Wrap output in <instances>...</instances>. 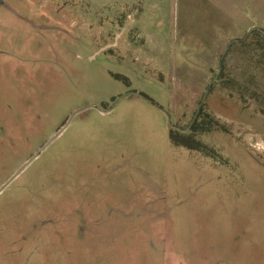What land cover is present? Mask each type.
<instances>
[{
  "label": "rangeland",
  "instance_id": "374dc122",
  "mask_svg": "<svg viewBox=\"0 0 264 264\" xmlns=\"http://www.w3.org/2000/svg\"><path fill=\"white\" fill-rule=\"evenodd\" d=\"M253 28L264 0H0V189L37 155L0 264H264Z\"/></svg>",
  "mask_w": 264,
  "mask_h": 264
},
{
  "label": "trees",
  "instance_id": "16d2710c",
  "mask_svg": "<svg viewBox=\"0 0 264 264\" xmlns=\"http://www.w3.org/2000/svg\"><path fill=\"white\" fill-rule=\"evenodd\" d=\"M247 38L256 46L255 53L257 59L255 62L257 66L264 70V31L261 29H254ZM248 94L251 98H264L262 94L252 90ZM202 114L203 111L201 110L199 117L192 122L189 133L173 129L170 130V140L173 145L184 147L189 150L204 151L205 146L201 141L196 139V135L205 133L211 126L205 120L201 119Z\"/></svg>",
  "mask_w": 264,
  "mask_h": 264
},
{
  "label": "water",
  "instance_id": "95a60500",
  "mask_svg": "<svg viewBox=\"0 0 264 264\" xmlns=\"http://www.w3.org/2000/svg\"><path fill=\"white\" fill-rule=\"evenodd\" d=\"M254 29H257V28H253L251 31H249L248 32V34L249 33H251ZM235 41H237V40H235ZM231 45V44H230ZM228 49V48H227ZM227 51V50H226ZM226 53V52H225ZM225 53H224V55L222 56V62H221V66H220V68H219V72H218V74H217V77H218V75H219V73H220V71H221V69H222V63H223V59H224V56H225ZM201 106H202V103L199 105V107H198V112H197V114L199 113V111H200V109H201ZM90 107H87V108H84V109H82V110H80V111H77L74 115H76V114H78V113H80V112H83V111H85V110H87V109H89ZM110 110L109 109H107V110H104L103 112H105V113H107V112H109ZM73 115V116H74ZM168 120H169V124H170V126H172V123H171V120H170V117L168 116ZM62 132V130L59 132V133H61ZM49 144H47V145H45L43 148H42V150H44L47 146H48ZM41 150V151H42ZM37 156V155H36ZM36 156H34L31 160H29L20 170H19V172L17 173V174H15L10 180H9V182L5 185V186H3L1 189H0V193L6 188V186L15 178V177H17L35 158H36Z\"/></svg>",
  "mask_w": 264,
  "mask_h": 264
},
{
  "label": "flooded vegetation",
  "instance_id": "af4514ba",
  "mask_svg": "<svg viewBox=\"0 0 264 264\" xmlns=\"http://www.w3.org/2000/svg\"><path fill=\"white\" fill-rule=\"evenodd\" d=\"M177 130H179V131H180V129H177Z\"/></svg>",
  "mask_w": 264,
  "mask_h": 264
}]
</instances>
